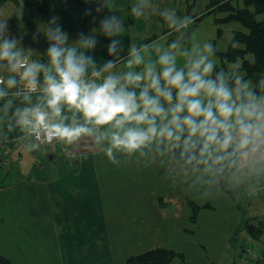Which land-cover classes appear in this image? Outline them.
<instances>
[{"label": "clouds", "instance_id": "9594fccd", "mask_svg": "<svg viewBox=\"0 0 264 264\" xmlns=\"http://www.w3.org/2000/svg\"><path fill=\"white\" fill-rule=\"evenodd\" d=\"M95 2L97 12L117 9L115 0ZM149 10L175 39L132 43L126 55L111 39L112 58L103 64L88 54L96 35L70 40L56 16L39 30L48 42L43 52L24 47L0 17V127L18 128L29 152L41 138L72 143L88 136L113 163L121 156L166 163L204 192L264 177V75L253 82L235 68H218L213 43L187 34L193 16L133 0L136 17ZM125 16L105 15L90 31L115 37L125 31Z\"/></svg>", "mask_w": 264, "mask_h": 264}, {"label": "crops", "instance_id": "0c3cea01", "mask_svg": "<svg viewBox=\"0 0 264 264\" xmlns=\"http://www.w3.org/2000/svg\"><path fill=\"white\" fill-rule=\"evenodd\" d=\"M35 1L18 0V5H14L18 8L16 18L18 14L19 17L27 16L28 21L34 18L47 23L56 16L62 28L76 33L70 40L85 33L87 25L86 33L89 30L88 34L97 37L95 48L88 50V54L98 64L112 58L107 52L111 39L120 40L121 55H126L132 43L151 44L165 33H174L168 27L162 29L161 26V31L154 27L156 30L146 31L144 40L138 39L139 32L132 23L135 15L131 12V0H115L117 9L104 7L99 12L95 10V0H52L45 13H38ZM8 4L12 3H0V10L12 14ZM108 14L126 15L124 33L115 37L91 33V28H98L101 18ZM13 21V14L7 17L10 35L19 38L24 47L37 52L46 49L45 42L35 38L41 37L39 30L43 28L37 29L35 24L31 29L25 26L26 30L34 32V37L32 42H24L21 30ZM125 59L126 56L118 59L117 67L122 66ZM15 102L20 103L19 98H15ZM22 135L18 128L0 127V136L8 139L4 150L8 162L0 169V179L11 183L3 186L4 180H0V254L12 264H128V258L154 248L175 251L178 255L171 264H259L244 255L243 247L249 245L242 243L236 247L245 236L253 238L244 227L245 222L264 221L252 207L251 200H248L249 211L245 212L231 193L235 201L230 203L237 206L232 223L226 231L214 234L215 240H212L213 234L205 238V244L196 236L194 239L192 234L200 230L198 213L207 208L198 206L206 203L202 204L204 199L192 197L191 188L195 185L176 170L168 174L173 168L171 165L123 156L119 163H113L88 136H81L72 143L62 140L55 144L44 143L54 153L48 155L44 164L42 154L24 150L23 142L18 139ZM56 152L57 161L54 160ZM37 163H43V169H36ZM197 191L204 195L202 187ZM31 199L40 203H32ZM188 202L196 207L190 215L186 207ZM188 217L190 223H187ZM234 231L236 237L242 238L227 239ZM253 239L261 242L257 249L264 253V233Z\"/></svg>", "mask_w": 264, "mask_h": 264}, {"label": "rangeland", "instance_id": "374dc122", "mask_svg": "<svg viewBox=\"0 0 264 264\" xmlns=\"http://www.w3.org/2000/svg\"><path fill=\"white\" fill-rule=\"evenodd\" d=\"M132 2L133 0L130 1V8L132 5ZM155 5L160 10H163L165 8H175L177 10L178 15L193 16L194 20L192 24L188 27L187 34L188 35L194 34L196 38L200 40H210L213 43L216 49L215 50V60H216V65L218 68H221V67L225 69L235 68L236 70H238L239 72H242L245 75V71L241 68L240 59L229 60L224 56L226 52L228 51V46L232 38L234 37V32L238 30H244V28L242 27L239 21L234 20V19L226 20L224 18V16L226 15L225 12L219 11V10H213L212 7H210V0H155ZM8 8L10 11H12V14L14 15L13 23H15V26L19 31L21 30L20 32L22 33L24 42H32L33 37H34V32H32L31 30H26L25 26L31 29V26L35 24V27L39 29L38 27L40 28L45 27L44 23H41L34 18L28 21L26 20L27 16L19 17L18 14L16 18V11L18 12V8H16L14 4H8ZM38 13H45V12L38 11ZM38 13L36 17H39ZM12 14L6 13L4 11L2 12L0 10V17H4L6 19ZM23 20H26V21H23ZM13 23L11 24L12 26H14ZM21 23H24L22 25V27L24 28L21 27ZM132 23H133V26L136 32H139L138 39H140L141 41L144 40L146 31H149L152 28L155 29L154 27L157 28V31H161V28H160L161 26H163L162 29L167 27L163 20V17L159 15V12L158 11L153 12L150 10H149V16L147 17H145V15L141 17L134 16L132 19ZM152 23L154 24V26L151 27ZM87 29L88 28L86 25L85 33ZM62 30L67 31L69 38L71 35L76 34V33L69 32L67 29H64V28H62ZM176 35L177 33L174 32L168 35L167 37H165L164 39L157 38L154 42L166 44L170 42L171 40L175 39ZM43 36L44 35L42 33L41 37L35 36V38L37 41H44L46 46H48V43L46 42L45 37L42 38ZM154 42H152L151 44H153ZM38 143H39V148L34 151H30V152L33 154L36 153L37 155L42 154V157H43L42 162L45 164L48 161V155L50 153L52 154L54 153L52 151L50 152V148L48 145H45L42 142H38ZM61 151L64 152L65 149L61 147ZM58 158L59 156L56 152L54 160L57 161ZM43 163H37L35 168L43 169L44 167ZM174 173H176L175 169L170 168L168 174L172 175ZM2 179L0 180L2 181ZM3 180L4 181L2 185L8 186V183L10 182L5 179ZM263 180H264V177L253 176L249 178L248 180H246L244 183L235 185V186H233L232 184L228 182H222L218 188H214L213 190L209 192H204V195L200 194L197 191L200 189L199 185H195V188H191V192L194 195L192 197H197L195 199H198V200L204 199V203L202 204L206 203L205 205L198 206V208L207 206L206 209H203L204 210L203 212H199L197 215V220L198 221L200 220V230L199 231L197 230L195 234H192V237L195 239V236H196L197 240L201 239V241L206 244L205 238L210 237L211 234H213L212 240H215L214 234H220L222 231H226L228 224L232 223V220L234 219V216H235V212L237 211L236 210L237 206L235 207L236 204L234 203V206H232L230 203L231 200L233 201L234 199L238 201V204L241 205V207L244 209L245 212L249 211L248 205L250 202H252V207L256 208L257 213H259V215H261L264 218V189L259 190L258 192L259 194L252 195L251 197H247L246 194L244 193L245 188L248 187L249 185L254 184L253 186H257V185L263 186V183H264ZM231 193L232 195H234V199L231 197L230 195ZM37 199L36 200L31 199V202L40 203ZM248 200H251V201L248 202ZM26 202L28 203L29 200H26ZM186 207L190 215L192 213L193 206L189 204L188 202L186 203ZM123 214H125V212H123ZM6 217L8 218V213H6ZM8 219H6V221H8ZM190 222L191 221L188 217L187 223H190ZM228 228L232 229L231 227H228ZM235 231L232 234L230 233L231 235L229 234L230 236L228 235L227 239L229 237H236L237 233H235ZM240 238L242 237H236L235 240L240 239ZM244 238L245 240L238 241V244L236 247L240 246V244L242 243H245L257 249L258 248L257 246L261 244V242L256 241L253 238H249L247 236H245ZM26 239L29 240V237H26ZM227 249H231V248H227Z\"/></svg>", "mask_w": 264, "mask_h": 264}, {"label": "trees", "instance_id": "16d2710c", "mask_svg": "<svg viewBox=\"0 0 264 264\" xmlns=\"http://www.w3.org/2000/svg\"><path fill=\"white\" fill-rule=\"evenodd\" d=\"M86 1L88 0H84ZM8 2L18 5V0H0L1 4ZM52 2V0H36L35 6L39 12H46ZM210 7L225 12L226 20L234 19L241 23L244 30L234 32L224 56L229 60L240 59L245 76L257 82L259 77L264 75V0H210ZM1 137L8 140L5 136ZM195 208L193 206V209ZM244 227L253 238H259L264 233V221L261 220L255 224L245 222ZM177 255L171 249L154 248L128 258L127 262L128 264H171ZM0 264H12V262L0 254Z\"/></svg>", "mask_w": 264, "mask_h": 264}, {"label": "built area", "instance_id": "2783aa9c", "mask_svg": "<svg viewBox=\"0 0 264 264\" xmlns=\"http://www.w3.org/2000/svg\"><path fill=\"white\" fill-rule=\"evenodd\" d=\"M59 141H60V139L53 137L50 140H46V139L41 138L37 142H42V143H47V144L48 143L55 144ZM6 142H7V140L4 137L0 136V169L3 166H5V164L7 163V158L4 155V149H5ZM261 188H264V183H263V186H261V185L260 186L259 185H257V186L249 185L248 187L245 188L244 192L247 195H250V194L255 195L259 192V190H261ZM243 253L247 257H249L255 261H258L261 264H264V253L261 252L260 250L253 248V247H250V246H244L243 247Z\"/></svg>", "mask_w": 264, "mask_h": 264}]
</instances>
